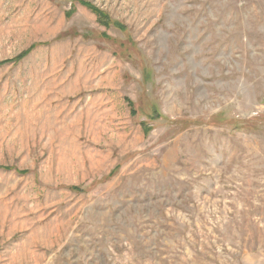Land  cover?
I'll return each mask as SVG.
<instances>
[{
	"label": "rangeland",
	"instance_id": "rangeland-1",
	"mask_svg": "<svg viewBox=\"0 0 264 264\" xmlns=\"http://www.w3.org/2000/svg\"><path fill=\"white\" fill-rule=\"evenodd\" d=\"M0 264H264V0H0Z\"/></svg>",
	"mask_w": 264,
	"mask_h": 264
},
{
	"label": "trees",
	"instance_id": "trees-1",
	"mask_svg": "<svg viewBox=\"0 0 264 264\" xmlns=\"http://www.w3.org/2000/svg\"><path fill=\"white\" fill-rule=\"evenodd\" d=\"M98 13V15H99V12H97Z\"/></svg>",
	"mask_w": 264,
	"mask_h": 264
}]
</instances>
